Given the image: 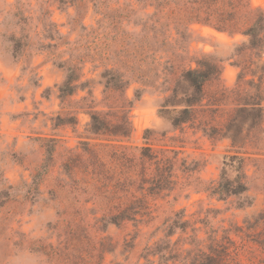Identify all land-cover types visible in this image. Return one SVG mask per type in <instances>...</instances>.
<instances>
[{"label":"rangeland","instance_id":"rangeland-1","mask_svg":"<svg viewBox=\"0 0 264 264\" xmlns=\"http://www.w3.org/2000/svg\"><path fill=\"white\" fill-rule=\"evenodd\" d=\"M157 2L0 0V264H146L144 248L162 236L153 239V232L183 209L192 221L207 218L219 235L230 230L236 264H264V248L237 231L264 210V145H256L254 133L237 150L220 131L213 137L202 131L221 130L235 109V98L222 93L236 87L240 70L233 54L245 38L181 22L168 9L158 11ZM250 4L264 8V0ZM10 35L25 37L28 44L18 59L6 39ZM203 55L223 61L221 81L207 85L194 123L174 131L160 106L180 72L196 67ZM58 63L80 69L82 81L90 82L88 91L62 102L58 86L66 74ZM105 69L130 81L126 93H105ZM137 90L142 91L138 101ZM89 108L113 122L129 111L130 138L92 135ZM58 117L73 120L56 126ZM146 130L152 131L149 141ZM51 139L56 140L54 163L33 185ZM147 144L180 151L197 170L187 179L176 167V190L149 198L153 220L105 227L104 214L128 203L127 158L138 159ZM237 152L246 158L248 196L254 199L244 209L238 198L218 202L203 192L220 179L225 157ZM228 174L234 176L231 169ZM208 210L219 212L208 218Z\"/></svg>","mask_w":264,"mask_h":264},{"label":"trees","instance_id":"trees-1","mask_svg":"<svg viewBox=\"0 0 264 264\" xmlns=\"http://www.w3.org/2000/svg\"><path fill=\"white\" fill-rule=\"evenodd\" d=\"M156 7L158 11L163 12L168 9L181 22L201 24L231 37L242 35L245 38L242 43L236 45L233 54V58L238 59L233 65L240 70L236 87L222 93L235 98V109L221 130L214 128L213 133H209L205 128L202 131L209 137L219 134L220 131L222 137L230 140L232 147L237 150L243 149L248 136L254 133L257 134L254 138L256 145H264V8H252L250 0H158ZM19 21L28 23L26 18H20ZM6 39L10 43L14 59L22 56L28 47L25 37L10 35ZM222 62L214 55H203L195 60L196 67L184 69L177 76L159 111L162 117L171 122L172 130L182 129L194 123L207 98V85L221 81L224 70ZM57 65L66 74L65 80L58 86L59 99L62 102L79 91H88L90 82L82 81L80 69L75 65ZM101 76L105 93H126L131 85L130 81L115 69H105ZM249 76L251 79L247 80ZM141 98L142 91L137 90L135 100ZM128 103L132 108L133 102ZM89 109L91 111L86 113L90 117L89 131L92 135L130 138L133 126L129 111L117 115V120L113 122L108 119V114L93 111L94 108ZM72 120L73 118L58 117L56 126L72 123ZM151 132L145 131L146 141H149L148 134ZM47 142L53 144L46 146V159L42 170L34 177L33 185L36 186L54 163L56 140ZM139 150L138 159L131 156L127 158L128 203L123 208L104 214L102 221L105 227H120L123 223L137 226L153 220L156 211L151 208L149 200L176 190V167L180 165V172L187 176V179L197 170V167L189 166L187 159L180 158V151L155 150L149 144ZM237 153L225 157L220 179L211 183L203 192L209 193L210 197L218 202L227 203L232 198H238V208L244 209L252 207L254 199L248 196L250 186L246 158L239 155L241 152ZM229 169L234 172L233 177L229 176ZM5 193L8 195V192ZM138 193L141 197H138ZM214 212L219 210H208V218L209 214ZM209 224L207 218L192 221L187 217L185 209L175 212L153 232V239L159 233H162V236L146 245L141 259H144L146 264H236L238 249L230 237V230H223L222 236L219 235L218 229ZM237 231L264 248V210L255 218L253 224L247 221L246 227H238ZM202 233L206 234V238H201Z\"/></svg>","mask_w":264,"mask_h":264}]
</instances>
